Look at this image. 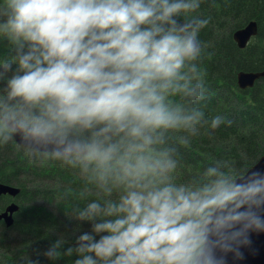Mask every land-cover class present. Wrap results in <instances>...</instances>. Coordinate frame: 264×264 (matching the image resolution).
<instances>
[{
	"label": "clouds",
	"instance_id": "1",
	"mask_svg": "<svg viewBox=\"0 0 264 264\" xmlns=\"http://www.w3.org/2000/svg\"><path fill=\"white\" fill-rule=\"evenodd\" d=\"M202 3L0 0V147L83 180L72 220L89 229L63 252L57 238L49 261L242 264L255 252L264 168L218 158L177 176L178 145L225 122L201 104Z\"/></svg>",
	"mask_w": 264,
	"mask_h": 264
},
{
	"label": "trees",
	"instance_id": "2",
	"mask_svg": "<svg viewBox=\"0 0 264 264\" xmlns=\"http://www.w3.org/2000/svg\"><path fill=\"white\" fill-rule=\"evenodd\" d=\"M193 15L209 19L199 33L204 45L199 64L207 93L201 104L206 116L219 114L225 122L215 130L203 128L189 147L178 145L180 180L218 158L252 167L264 157V79L247 91L237 83L240 72L264 70V0H204ZM253 21L258 34L239 49L234 33ZM0 183L20 189L15 199L0 197V213L12 203L19 208L10 228L0 222V264H72L75 255L49 261L43 252L57 238L65 241L62 252L74 247L75 236L89 229L88 224L72 220L73 207L85 203L78 198L83 187L78 174L59 163L29 161L8 144L0 147ZM66 191L68 195L61 198Z\"/></svg>",
	"mask_w": 264,
	"mask_h": 264
},
{
	"label": "water",
	"instance_id": "3",
	"mask_svg": "<svg viewBox=\"0 0 264 264\" xmlns=\"http://www.w3.org/2000/svg\"><path fill=\"white\" fill-rule=\"evenodd\" d=\"M258 34V25L256 22H250L246 27L234 33V41L239 49H245L250 41ZM264 79V71L240 72L237 75V82L240 90L252 88L257 81ZM255 168H264V157H262L254 166ZM20 194V189L0 183V197L8 195L16 198ZM16 204L10 205L4 212L0 213V221H4L7 228L14 224V214L18 211ZM254 253H245V260L242 264H264V235L253 236Z\"/></svg>",
	"mask_w": 264,
	"mask_h": 264
},
{
	"label": "flooded vegetation",
	"instance_id": "4",
	"mask_svg": "<svg viewBox=\"0 0 264 264\" xmlns=\"http://www.w3.org/2000/svg\"><path fill=\"white\" fill-rule=\"evenodd\" d=\"M263 71H264V70L259 71V72H255V73H260V72H263ZM261 80H263V79H260L259 81H261ZM259 81H257V82L255 83V85H256ZM255 85H254L252 88H249V89H246V90H242V91L251 90V89H253V88L255 87ZM0 222H3V223H4V221H0ZM4 224H5V223H4Z\"/></svg>",
	"mask_w": 264,
	"mask_h": 264
},
{
	"label": "rangeland",
	"instance_id": "5",
	"mask_svg": "<svg viewBox=\"0 0 264 264\" xmlns=\"http://www.w3.org/2000/svg\"><path fill=\"white\" fill-rule=\"evenodd\" d=\"M206 95H207V93L205 92V96H206ZM205 96H204V97H205Z\"/></svg>",
	"mask_w": 264,
	"mask_h": 264
}]
</instances>
